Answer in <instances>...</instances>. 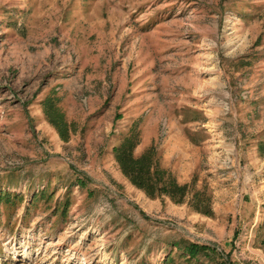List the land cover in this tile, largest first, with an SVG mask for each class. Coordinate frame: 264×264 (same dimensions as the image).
I'll use <instances>...</instances> for the list:
<instances>
[{"label": "rangeland", "instance_id": "obj_1", "mask_svg": "<svg viewBox=\"0 0 264 264\" xmlns=\"http://www.w3.org/2000/svg\"><path fill=\"white\" fill-rule=\"evenodd\" d=\"M127 134L184 202L121 172ZM221 260L264 264V0H0V264Z\"/></svg>", "mask_w": 264, "mask_h": 264}, {"label": "trees", "instance_id": "obj_2", "mask_svg": "<svg viewBox=\"0 0 264 264\" xmlns=\"http://www.w3.org/2000/svg\"><path fill=\"white\" fill-rule=\"evenodd\" d=\"M42 104L48 121L57 129L61 138L65 139L67 128L60 113L51 107L52 104L49 100H44ZM138 142L139 138L136 134H127L118 145L114 146V158L121 172L134 186L144 190L149 197L166 195L175 203L184 202L189 194L188 186L179 184L174 177L158 167L152 148L146 149L139 156H134L133 151ZM192 197L190 202L194 209L201 210L203 213L209 211L205 205H201V200L198 199L196 193ZM180 247L182 254L190 259H195L199 254L209 255V251L216 253L214 248L212 249L206 244L189 242L183 243ZM223 261L215 264H225Z\"/></svg>", "mask_w": 264, "mask_h": 264}]
</instances>
